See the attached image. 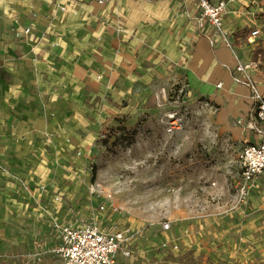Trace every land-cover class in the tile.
Returning <instances> with one entry per match:
<instances>
[{
    "label": "crops",
    "instance_id": "0c3cea01",
    "mask_svg": "<svg viewBox=\"0 0 264 264\" xmlns=\"http://www.w3.org/2000/svg\"><path fill=\"white\" fill-rule=\"evenodd\" d=\"M257 6L230 5V49L211 45L194 0H0V264H63L54 224L78 226L95 213L101 139L152 93L183 85L215 108L221 134L261 141L249 129L251 90L233 80L240 62L263 52L246 40ZM260 68L249 76L264 93ZM206 221V240L264 264V175L245 206Z\"/></svg>",
    "mask_w": 264,
    "mask_h": 264
},
{
    "label": "rangeland",
    "instance_id": "374dc122",
    "mask_svg": "<svg viewBox=\"0 0 264 264\" xmlns=\"http://www.w3.org/2000/svg\"><path fill=\"white\" fill-rule=\"evenodd\" d=\"M253 1L257 22L248 32L261 31L264 71V0ZM174 120L180 126L169 132ZM245 146L221 134L215 108L183 85L152 93L143 112L108 130L91 163L90 185L103 194H89L97 202L111 194L120 211L104 219L149 240L116 264H244L204 233L206 220L232 211Z\"/></svg>",
    "mask_w": 264,
    "mask_h": 264
},
{
    "label": "built area",
    "instance_id": "2783aa9c",
    "mask_svg": "<svg viewBox=\"0 0 264 264\" xmlns=\"http://www.w3.org/2000/svg\"><path fill=\"white\" fill-rule=\"evenodd\" d=\"M236 2L238 0H194L199 25L201 28L205 25L210 28L209 39L212 46L221 43L233 49V37L225 27L224 18L230 5ZM259 39L261 31L258 29L249 32L246 38L249 44H256ZM261 58L262 53L258 54L257 59L240 62L233 76L235 83L246 85L251 90L254 120L249 124V129L260 135L261 141L246 145L240 156V174L235 187L232 211L247 204L258 186L259 178L264 175V93L249 76L252 71L262 66ZM174 117L171 116V119ZM179 126V121L174 120L168 131L173 132ZM90 192L95 196L103 194L99 187L96 188L94 185L90 187ZM101 203L87 222H82L78 226L54 224L55 230L59 233V245L54 253L63 264H116L119 254L128 259L134 256L136 250L134 246L136 247L143 236L139 231L127 226L122 227L118 222L105 225L101 221L105 220L102 214L110 213L115 216L119 213L120 207L113 202L111 194L106 195ZM169 227V223L163 225L164 230H168Z\"/></svg>",
    "mask_w": 264,
    "mask_h": 264
}]
</instances>
